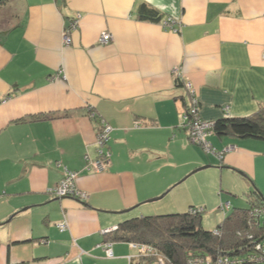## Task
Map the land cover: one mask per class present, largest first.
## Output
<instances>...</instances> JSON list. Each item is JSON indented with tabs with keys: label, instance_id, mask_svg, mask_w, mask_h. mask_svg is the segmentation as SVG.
I'll return each instance as SVG.
<instances>
[{
	"label": "crops",
	"instance_id": "1",
	"mask_svg": "<svg viewBox=\"0 0 264 264\" xmlns=\"http://www.w3.org/2000/svg\"><path fill=\"white\" fill-rule=\"evenodd\" d=\"M142 3L161 20L140 19ZM7 4L10 21L0 25V264H142L128 242L113 243L106 257L102 232L131 210L156 211L141 206L206 165L245 180L246 194L256 189L264 200V141L211 134L216 150L233 146L215 165L181 127L190 99L172 73L179 67L190 81L202 120L256 113L264 103V0ZM169 16L177 32L161 25ZM73 18L66 45L63 31ZM103 32L111 35L107 44L98 41ZM102 122L110 128L109 159L95 171L85 158L97 157ZM63 166L77 172L84 201L47 193ZM203 184L194 180V196L182 185L174 200L206 202ZM224 189L237 195L233 186ZM64 220L67 228L59 229Z\"/></svg>",
	"mask_w": 264,
	"mask_h": 264
},
{
	"label": "trees",
	"instance_id": "2",
	"mask_svg": "<svg viewBox=\"0 0 264 264\" xmlns=\"http://www.w3.org/2000/svg\"><path fill=\"white\" fill-rule=\"evenodd\" d=\"M6 3L7 0H0V7ZM138 17L153 22H159L162 18L157 10L145 3L140 4ZM175 81L178 85L183 84L179 78H175ZM184 107L186 112L189 104L184 102ZM191 121L193 118L189 117L181 123V127L187 131V137V126ZM212 134L264 141V103L250 116L214 120ZM76 180L77 178L75 184ZM259 197L261 195L254 189L248 194L247 206L221 210L228 212L212 230L205 229L201 223L203 208L198 211V207L190 206L182 213L127 217L113 228L102 232L104 237L102 243L128 242L139 246H150L172 264H185L187 259L198 255L209 260L224 255L229 257L255 255V257L260 256L261 259L257 257L253 261H247L245 258L246 262L243 264L261 263L264 262L261 245L264 240V214L259 209L264 208V200ZM140 258L142 264H154L147 256L142 255Z\"/></svg>",
	"mask_w": 264,
	"mask_h": 264
},
{
	"label": "built area",
	"instance_id": "3",
	"mask_svg": "<svg viewBox=\"0 0 264 264\" xmlns=\"http://www.w3.org/2000/svg\"><path fill=\"white\" fill-rule=\"evenodd\" d=\"M78 19L73 18L69 22V26L64 28L63 31V42L66 45H69L71 42L70 38V32L76 28L77 26ZM162 26L172 32H177L176 28V21L172 17H166L162 21ZM111 40V35L109 32H103L98 41L100 44H107ZM172 72L174 73L175 78H179L184 82V87L188 93V96L190 98V105L188 107V110L185 112H181L179 114V119L181 123L185 122L189 117L193 118V121L188 123V138L190 143L197 144L201 146L203 151L205 153H211L217 156L218 158H222L223 151L225 149H222L221 151H217L215 148H213L209 141L208 137L212 134V127H213V121H208V120H202L199 116V102L197 97L195 96L194 89L190 83L189 80L184 78V76L181 73V70L179 67L173 68ZM100 128L106 129L109 131L110 128H108L104 122H102L99 126ZM109 139L108 132H101L99 135L97 134L96 138V146H97V157L93 160H90L89 158H85L88 165L87 168L89 169L92 167L95 171H100L102 170L109 158V151L105 148L106 141ZM228 150H231L232 147H227ZM90 165V167H88ZM63 168V176L62 178L56 183L55 186L47 189V193L50 194L53 197H69V196H74L77 199H80L81 201H84L87 198V195L85 192L79 190L75 184V179L77 178V172L71 171L67 169L65 166ZM229 203L227 204H220V209L224 210L229 208ZM261 212L264 214V208L259 209ZM198 211H200L198 209ZM260 212V211H259ZM57 227L59 229H65L67 228V223L66 220L60 222L57 224ZM102 248L104 249L106 257H112V243L111 242H105L101 244ZM137 247L140 252H144L146 249L151 250L152 249V256L155 257L154 264H172L165 258H163L161 255H158L155 250L150 247V246H139V245H134ZM146 247V248H145ZM259 248V246H257ZM261 259L260 256L252 255L251 257L246 256V257H229V256H217L214 260H209L206 259L202 256H193L189 259H187L185 264H243L247 261L250 260H255L256 258ZM251 258V259H249ZM253 258V259H252ZM255 258V259H254ZM258 259V260H259Z\"/></svg>",
	"mask_w": 264,
	"mask_h": 264
},
{
	"label": "rangeland",
	"instance_id": "4",
	"mask_svg": "<svg viewBox=\"0 0 264 264\" xmlns=\"http://www.w3.org/2000/svg\"><path fill=\"white\" fill-rule=\"evenodd\" d=\"M10 8H12V4H9V5L5 4L4 6L0 7V25L3 23L2 24V26H3L6 21L7 22L10 21V15H9V13L11 11ZM161 25H162V23H161ZM187 95H188V93H187ZM187 99H188V97H187ZM190 102L191 101H189V105H190ZM96 130H97L98 135L101 132L102 133L108 132V134L110 132V129H109V131H107L106 129H103L100 127L97 128ZM97 134H96V138H97ZM96 147L97 146L95 145V148ZM227 147H232L231 150H233V146L228 145L225 147L226 149L224 148L225 151L222 150L223 153L231 151V150H228ZM208 155L213 157L215 165H216L218 163V157L215 156L214 154H211V153H209ZM228 175L230 176L229 177L230 180L228 178H226L225 174H223V170L219 169L218 167H213V166L205 168V169L200 170V171H197V172L187 176V178L185 180L181 181L180 183H178V181H179L178 180L177 185L174 188H172V190L167 192L161 199L155 200L151 203H143L141 206V209H147L149 207H155L154 210H156V211L147 212V213H145V215H149V214L162 215V214H171V213H175V212H177V213L185 212L186 210L189 209V204H192L195 207H198V209L200 211L202 210L201 208H203L204 212L202 213L201 223L205 229L212 230L221 222L220 218L223 217L225 215V213L228 212V211L223 212V211H221V209H219L220 207H218V206L220 205L221 202H223L224 205L227 203L230 204L229 201L225 202L226 199H230L231 202L236 201L234 206H238V207H244V206H246V204H248L247 203L248 194H246V191H245L246 189H244L246 181L241 180L240 177L235 176L234 174H232V175L228 174ZM194 180H197L198 182H200L202 189H205L203 187V185H204L203 183L204 182L207 183L206 190L208 189V191L205 192V195H204L207 199L206 202L200 203L195 198H192L196 202L191 201L189 203V199H188V200H185L184 202H178L177 203V201L174 200V197L177 193L183 192L182 187L184 185H187L188 188L186 187V189H188L191 192L192 196L196 195L193 193ZM225 185L233 186L234 189L236 190L235 194H237V195H233V193L225 191V189H224ZM238 185H240V186L243 185V186L240 187ZM219 190H221V192H219ZM186 191L187 190H185V192ZM158 196H156V197H158ZM200 204H203V205L200 206ZM203 206H205V208ZM229 209H230V206H229ZM133 211L135 212V214L133 213ZM139 211H140L139 209L138 210H131V211L127 212V214H130L129 217L140 216L141 214ZM261 245H262V250L264 252V240L261 242ZM150 251L152 252V249ZM150 251L146 249L144 252L141 251L139 253V255H140V257L142 255H143V257L147 256V257L151 258V260H153V262H154L155 257L152 256V253ZM250 264H264V262L250 263Z\"/></svg>",
	"mask_w": 264,
	"mask_h": 264
},
{
	"label": "water",
	"instance_id": "5",
	"mask_svg": "<svg viewBox=\"0 0 264 264\" xmlns=\"http://www.w3.org/2000/svg\"><path fill=\"white\" fill-rule=\"evenodd\" d=\"M208 167H210V165H206V166L199 167V168L195 169L194 172L199 171V170H203V169L208 168ZM167 192L168 191H165L163 194L159 195L158 197H155L153 199L148 200V202L149 201H155V200L161 199Z\"/></svg>",
	"mask_w": 264,
	"mask_h": 264
},
{
	"label": "bare ground",
	"instance_id": "6",
	"mask_svg": "<svg viewBox=\"0 0 264 264\" xmlns=\"http://www.w3.org/2000/svg\"><path fill=\"white\" fill-rule=\"evenodd\" d=\"M145 253H146V252H145ZM145 253H144V254H145Z\"/></svg>",
	"mask_w": 264,
	"mask_h": 264
}]
</instances>
